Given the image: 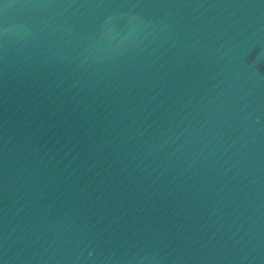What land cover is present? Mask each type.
I'll return each mask as SVG.
<instances>
[{
  "label": "water",
  "instance_id": "water-1",
  "mask_svg": "<svg viewBox=\"0 0 264 264\" xmlns=\"http://www.w3.org/2000/svg\"><path fill=\"white\" fill-rule=\"evenodd\" d=\"M0 264H264V0H0Z\"/></svg>",
  "mask_w": 264,
  "mask_h": 264
}]
</instances>
